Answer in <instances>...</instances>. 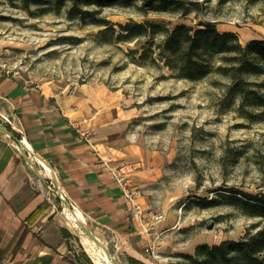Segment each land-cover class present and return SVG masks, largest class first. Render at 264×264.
Returning <instances> with one entry per match:
<instances>
[{
  "label": "rangeland",
  "instance_id": "1",
  "mask_svg": "<svg viewBox=\"0 0 264 264\" xmlns=\"http://www.w3.org/2000/svg\"><path fill=\"white\" fill-rule=\"evenodd\" d=\"M177 1L168 5L180 9L153 10L141 0L84 6L94 13L81 18L77 9L70 13L71 0H0V72L42 88L54 99L81 98L87 111L73 122L87 137L102 126L103 153H120L111 169L114 178L137 186L142 193L138 201L145 197L149 208L148 241L138 246L146 262L85 215L86 229L66 225L65 208L73 206L59 195L51 176L42 173L38 160L28 162L17 122L0 98V151L11 149L13 166L43 204L56 203L55 220L67 227L63 234L73 264H97L83 236L105 248L114 264H132L129 258L144 264H193L189 256H195L196 245L239 239L258 221L223 200L234 190L264 191V107L243 106L239 94H230L233 78L225 54L215 53L211 71L192 80L178 76L159 57L163 32L127 40L117 35L126 32L128 22L149 21L169 29L211 23L221 32H235L244 45L264 38V0ZM212 197L222 202L204 207ZM152 211L162 213V220L154 221Z\"/></svg>",
  "mask_w": 264,
  "mask_h": 264
},
{
  "label": "crops",
  "instance_id": "2",
  "mask_svg": "<svg viewBox=\"0 0 264 264\" xmlns=\"http://www.w3.org/2000/svg\"><path fill=\"white\" fill-rule=\"evenodd\" d=\"M25 82L0 72V98L17 122L23 145L27 141L31 147L26 151L36 160H45L59 195L69 205L119 238L130 255L146 262L138 246L148 241L149 208L143 197L140 220L124 194L123 183L114 178L111 169L119 162L118 149H111L115 157L105 155L102 126L93 128L97 134L87 137L83 127L73 122L79 112L87 111L81 98L72 94L54 99L52 93ZM13 159L11 149L4 146L0 151V264H73L63 234L67 227L55 220L56 203L43 204L36 190L25 186V176L13 166ZM40 170L49 174L41 165Z\"/></svg>",
  "mask_w": 264,
  "mask_h": 264
},
{
  "label": "trees",
  "instance_id": "3",
  "mask_svg": "<svg viewBox=\"0 0 264 264\" xmlns=\"http://www.w3.org/2000/svg\"><path fill=\"white\" fill-rule=\"evenodd\" d=\"M70 13L77 9L81 14L94 12L84 6H111L113 4L126 6L135 0H71ZM150 9L167 10L180 9L179 5H168L170 0H141ZM172 3H178L172 0ZM187 13V12H184ZM101 20V19H98ZM125 33H118L119 38H136L145 34H166L159 57L170 69L182 78L201 79L212 69L211 57L215 53L225 54L229 62L228 75L233 82L230 94H239L241 104L264 107V84L262 81H251L249 76L264 77V38H254L242 45L235 32H221L215 25L205 23L202 27H192L187 24H177L172 28L161 27L158 23H126ZM112 29L111 27H107ZM225 193L224 202L240 207L247 215L258 218L252 223L246 233L239 239H224L218 244H198L195 256H189L193 264H264V191L253 193L243 190ZM220 198L205 199L203 206L217 205ZM254 229V230H252ZM132 264H144L136 258H129Z\"/></svg>",
  "mask_w": 264,
  "mask_h": 264
},
{
  "label": "bare ground",
  "instance_id": "4",
  "mask_svg": "<svg viewBox=\"0 0 264 264\" xmlns=\"http://www.w3.org/2000/svg\"><path fill=\"white\" fill-rule=\"evenodd\" d=\"M9 133V132H8ZM16 143V142H15ZM22 143V142H21ZM25 148L28 149L30 147L29 143H27V141L24 142ZM22 153L24 154V156H26L28 162L30 164H33L32 161V157L31 155L26 154L25 150L20 147ZM36 159V158H35ZM34 160V159H33ZM38 162L40 163V165L42 167H44L45 170H47V173H49L48 175L51 176V178L53 177V172L52 170L47 166V163L45 162V160L38 158ZM44 170V171H45ZM47 175V176H48ZM45 176V175H44ZM62 194V193H61ZM70 207V206H69ZM64 210V209H63ZM65 220H66V225H68L69 227H71L72 229H86V221H85V216L83 215V213L79 210V208L77 207H72V208H65ZM90 229V228H89ZM90 233V232H89ZM85 234V233H84ZM87 236V235H86ZM96 237V236H95ZM94 237V238H95ZM83 241L90 246V250H92V252L94 253L93 255L96 256V263L97 264H114L115 262H113V258L112 256L105 250V248L103 247H97L95 244V241L92 240V238H87L85 236H83ZM100 245V243H99ZM104 245V244H103Z\"/></svg>",
  "mask_w": 264,
  "mask_h": 264
},
{
  "label": "built area",
  "instance_id": "5",
  "mask_svg": "<svg viewBox=\"0 0 264 264\" xmlns=\"http://www.w3.org/2000/svg\"><path fill=\"white\" fill-rule=\"evenodd\" d=\"M121 170V169H120ZM121 174V173H120ZM118 182H122L123 183V188H124V194L125 196L128 198V200L131 202V205L133 207V209L137 212V216L141 219L142 218V210L140 209V203L138 201V199L140 197H142V193L141 190L137 187V186H132L131 187H127V183L120 180V178H117ZM58 193H60V189L58 188ZM153 214V220L154 221H161L163 218L162 213H158V212H151Z\"/></svg>",
  "mask_w": 264,
  "mask_h": 264
}]
</instances>
